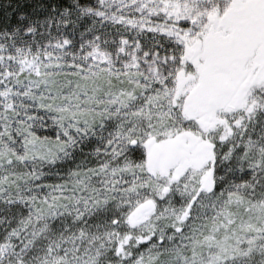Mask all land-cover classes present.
I'll use <instances>...</instances> for the list:
<instances>
[{
  "label": "snow or ice",
  "instance_id": "6c2138e0",
  "mask_svg": "<svg viewBox=\"0 0 264 264\" xmlns=\"http://www.w3.org/2000/svg\"><path fill=\"white\" fill-rule=\"evenodd\" d=\"M0 264H264V0H0Z\"/></svg>",
  "mask_w": 264,
  "mask_h": 264
}]
</instances>
